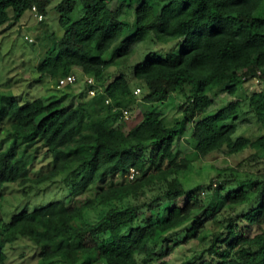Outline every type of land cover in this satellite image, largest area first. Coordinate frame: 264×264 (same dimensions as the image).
<instances>
[{"label":"trees","instance_id":"obj_1","mask_svg":"<svg viewBox=\"0 0 264 264\" xmlns=\"http://www.w3.org/2000/svg\"><path fill=\"white\" fill-rule=\"evenodd\" d=\"M113 1L135 12L129 36L132 26L110 7ZM263 4L264 0H62L58 11L63 34L52 33L48 42L43 41L37 71L41 79L57 83L78 71L94 77L98 86L91 88L97 91L91 95L89 88H75L74 95L23 103L0 88V123L10 122L13 137L8 147L0 148V264H8L6 247L21 238L39 248L38 264H165L175 248L192 239L207 244L201 257L208 258L202 264H264V174L239 177L236 169L223 168L209 185L190 190L180 178L194 160L221 149L232 155L252 147L264 154V134L234 138L245 101L264 123L261 82L262 88L246 99L210 113L216 89L235 96L243 78L255 79L259 70L264 74V16L258 15ZM34 6L44 14L47 0H0V29L20 22ZM151 38L155 43L176 40L179 49L150 51L133 66L134 84L124 72L106 79L117 57ZM117 44L113 57L105 59ZM137 88L142 97L135 93ZM184 92L189 96L180 108L182 118L167 125L156 104ZM141 103L150 106L125 131L117 124L126 121L121 119L124 110L131 113ZM186 133L196 142L193 156L182 155L179 142ZM19 137L31 138L27 146L38 141L52 158V168L33 181L66 174L73 179L72 197L90 188L94 196L83 204L55 200L32 210L24 206L6 220L9 186L31 181L37 160L34 151L19 147ZM132 167L137 171L134 178L104 186ZM209 190L225 194L226 200L213 217L218 227L211 233L202 214ZM92 207L101 208L100 217L78 224ZM71 240L74 244L67 245ZM151 243L162 245V253H155Z\"/></svg>","mask_w":264,"mask_h":264},{"label":"rangeland","instance_id":"obj_2","mask_svg":"<svg viewBox=\"0 0 264 264\" xmlns=\"http://www.w3.org/2000/svg\"><path fill=\"white\" fill-rule=\"evenodd\" d=\"M61 2L62 0H47L46 12L42 21H39L30 11H27L20 22L0 29V88L2 91L13 92L23 103L36 97H59L67 93L74 95L75 88L85 90L89 88L86 76H81L78 71H75L78 81L71 87H59L57 80L50 78L41 79L37 71V64L44 53L43 43L48 42V35L55 33L57 36H61L63 34L59 24L60 13L58 11ZM110 7L116 10L117 16L121 20L132 26L131 30L126 34V36H129L134 31L133 26L136 20L134 10L128 9L124 3L120 4L114 1L110 3ZM259 10L262 11L258 15L264 16V4L261 5ZM78 13L73 14V17L75 18ZM26 37L33 39V41H27ZM118 46L117 44L113 50L105 54V59H111ZM178 49L179 45L176 40L168 43H155L151 38L147 41L133 44L126 55L117 57L115 64L106 70L105 77L106 79H111L124 72L131 84H134L136 80L133 76V66L138 62L144 61L150 51L165 54ZM249 78L250 76H247V78L242 79L240 90L235 96L230 95L223 88L216 89L212 93L215 104L210 108V113L216 112L230 101L240 98L246 99L250 93L262 88L259 80L254 79V77ZM137 96L142 97L143 92H140ZM188 96L187 92L173 94L165 103L156 104V108L163 113V120L167 125H173L182 118L183 114L180 108ZM148 106L150 105L145 103L136 105L131 109L130 118H126L125 122L117 124L123 125L125 131H129L133 125L141 120V111L148 108ZM9 124L8 120L0 123V148L8 147L13 140L12 135L9 133ZM191 125L189 124L187 128L190 129ZM262 134H264V123L258 120L255 112L249 108L248 101H245L242 105L241 117L238 120V129L234 134V138L240 136L257 138ZM30 139L19 137L17 143L20 145L19 147H27L28 151H34L37 155L34 169L30 175L32 180L24 185L16 183L9 186L6 199L4 200V216L6 220H10L14 212L21 210L24 206L32 210L37 206L55 200H64L67 204H83L86 199L94 196L95 192L90 188L72 197L70 187L73 179L70 176H66V174L57 177L55 180L33 181L52 168V158L45 152V147L38 141L32 144L29 143L30 145L27 146ZM179 144L183 149L182 155L193 156L196 142L192 139L190 133H186ZM228 167L236 169L239 177H247L246 175L252 173L264 174V154L258 153V150L252 147L232 155L228 154L226 149H221L206 157L194 160L189 170L180 174V178L186 188L190 190L199 184L209 185L211 181L217 179L220 169ZM128 173H119L114 179L105 182L104 186H109L111 181L113 183L127 182L129 180ZM228 186L229 188L226 190L229 191L232 189L230 188L232 183L228 184ZM205 195L202 214L204 219L208 221L206 225L211 233V230L218 227L217 221H213V217L216 213H220L219 210L226 205V200L225 194L223 195L216 190H209ZM100 209L92 207L86 210V220L82 218V220H78V224L84 225L86 221H96L100 217ZM231 210L229 208L225 211ZM161 214L158 217L162 220V216L165 217L166 215L164 209ZM254 231L256 232V229L251 230V232ZM182 235L184 237L185 234L182 233ZM66 244L72 246L74 240ZM206 245V243L199 242L197 239L189 240L187 243L175 248L164 260L166 261L165 264H202L204 259L208 258L207 256L201 257L202 249ZM151 248L157 254L162 253L163 250V246L156 243H151ZM6 252L8 254V264H38L39 248L26 238H21L15 243L9 244L6 247Z\"/></svg>","mask_w":264,"mask_h":264},{"label":"built area","instance_id":"obj_3","mask_svg":"<svg viewBox=\"0 0 264 264\" xmlns=\"http://www.w3.org/2000/svg\"><path fill=\"white\" fill-rule=\"evenodd\" d=\"M32 13L34 14V16L39 21H42L44 19V14L39 13L37 8H36V6L33 7ZM26 38L29 41H31V42L33 41V39H31L29 37H26ZM255 79L259 80L264 86V74L262 73L261 70H259L257 72V76H255ZM86 80H87V85L89 86V94L94 95L96 93V91H97V88H95V87L91 88V86H98V85H96V81H95L94 77L86 76ZM77 81H78L77 74L71 73V74H69V75H67L65 77L60 78L59 82H58V86L59 87H64V86H67V85H74L75 83H77ZM140 92H142L141 88H137L135 90L136 94H139ZM129 115H130L129 111L125 109L123 114H122V116H121V119L129 118ZM136 174H137L136 169L134 167H132L130 169L129 173H128V175H129L128 177L132 179V178L135 177Z\"/></svg>","mask_w":264,"mask_h":264}]
</instances>
